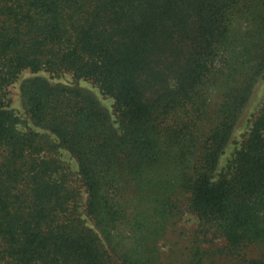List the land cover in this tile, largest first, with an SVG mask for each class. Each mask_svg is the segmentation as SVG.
Segmentation results:
<instances>
[{"label":"trees","instance_id":"trees-1","mask_svg":"<svg viewBox=\"0 0 264 264\" xmlns=\"http://www.w3.org/2000/svg\"><path fill=\"white\" fill-rule=\"evenodd\" d=\"M26 69L93 81L116 120L35 75L21 91L40 130L21 129L9 86ZM263 77L264 0H0V264H170L159 241L185 211L181 264H264L248 255L264 245V102L218 170Z\"/></svg>","mask_w":264,"mask_h":264},{"label":"rangeland","instance_id":"rangeland-1","mask_svg":"<svg viewBox=\"0 0 264 264\" xmlns=\"http://www.w3.org/2000/svg\"><path fill=\"white\" fill-rule=\"evenodd\" d=\"M35 75H41L47 78L51 82H61L67 85L80 86L92 91L97 98L101 101L103 106L111 113L112 119L116 120V114L114 112V100L106 96L101 92L99 87L91 80L84 78H76L71 73H62L59 75L51 74L48 71L33 72L30 69H26L10 86L11 106L21 119L19 127L27 130L30 127L40 130L35 127L29 118L28 111L26 109V103L22 96L21 86L23 82ZM264 102V77L261 78L255 86L253 94L245 106L233 132V136L229 144L227 145L224 154L222 155L219 163V172L229 165L230 160L234 157L236 151L241 147L244 140L247 138L252 123L258 115ZM58 156L64 162L71 172L72 183L78 184V163L76 159L65 149H60ZM83 202L86 200V194L83 192ZM198 225V218L190 211H185L179 215L170 228L164 238L159 241L161 259L164 263L181 264L188 255V248L191 245L192 237L194 236ZM207 240V241H206ZM203 242V247L209 248L211 251H217L223 247V240L209 236ZM264 252V245L253 248L249 251L248 255H259ZM231 259L230 255L217 253L208 259L207 264H226Z\"/></svg>","mask_w":264,"mask_h":264}]
</instances>
